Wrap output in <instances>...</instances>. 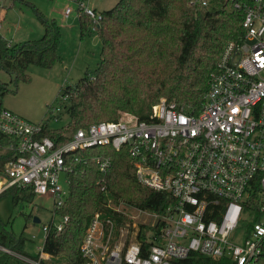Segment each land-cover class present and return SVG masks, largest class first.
<instances>
[{
    "label": "built area",
    "instance_id": "built-area-1",
    "mask_svg": "<svg viewBox=\"0 0 264 264\" xmlns=\"http://www.w3.org/2000/svg\"><path fill=\"white\" fill-rule=\"evenodd\" d=\"M71 1L78 14L99 21L100 13L85 0ZM232 1L243 11L244 35L224 46L196 113L177 109L165 97L152 105L147 120L129 114L85 127H71L70 117L66 127H50L61 106H48L51 119L40 121L6 108L0 112V132L10 137L5 149L14 156L0 176V193L15 186L52 197L44 239L67 220L55 222L54 215L69 193L59 183L61 175L68 183L69 158L77 150L104 147L120 154L130 176L169 193L173 202L162 213L139 210L151 217L149 226L127 219L116 227L94 210L79 245L81 264H180L190 252L256 264L264 253V0ZM71 11L67 4L64 16ZM93 160L105 172L112 157L102 151ZM0 252L23 264L53 261L43 244L36 254H23L0 243Z\"/></svg>",
    "mask_w": 264,
    "mask_h": 264
},
{
    "label": "trees",
    "instance_id": "trees-1",
    "mask_svg": "<svg viewBox=\"0 0 264 264\" xmlns=\"http://www.w3.org/2000/svg\"><path fill=\"white\" fill-rule=\"evenodd\" d=\"M10 1L30 4L28 0ZM34 9L43 25L39 38L11 43L0 33V70L12 74L14 81L27 80L31 64L49 68L60 60L57 20ZM98 12V22L85 13L78 14L81 35L90 27L96 30L100 59L92 72L85 71L74 86L64 88L68 101L64 111L71 127L116 120L120 113L147 120L152 105L162 96L175 103L177 109L198 112L224 46L229 41H241L244 35L243 11L232 0H208L206 6L197 0H118L111 8ZM8 90V83L0 80V112L5 109L2 98ZM9 142L10 137L0 132V176L5 173V164L14 158L5 149ZM102 151L112 157L105 172L93 160ZM67 174L68 196L55 207L56 214L67 220L60 231L50 228L43 242L44 252L53 257L54 263L63 260L65 264H81L79 245L94 210L111 217L118 227L127 218L110 203L162 213L173 202L169 193L144 186L130 176L120 154L104 147L77 150L69 158ZM2 193L11 195L12 203L33 197L29 188L15 186ZM0 243L29 254L22 234L16 236L1 221ZM179 263L230 264L226 259L196 252H190ZM0 264L22 263L0 252ZM256 264H264V253Z\"/></svg>",
    "mask_w": 264,
    "mask_h": 264
},
{
    "label": "rangeland",
    "instance_id": "rangeland-1",
    "mask_svg": "<svg viewBox=\"0 0 264 264\" xmlns=\"http://www.w3.org/2000/svg\"><path fill=\"white\" fill-rule=\"evenodd\" d=\"M28 1L30 4L17 2L12 4L10 0H0V33L12 43L39 38L43 33V25L34 9L36 8L48 18H55L59 24L61 38L58 53L60 60L49 68L29 65L27 80L14 81L12 74L0 70V80L7 82L9 88L2 98V105L27 120L40 121L51 119L53 111L49 110L48 106L64 107L67 104L68 101L63 95L66 86H74L85 75V71L90 73L98 66L100 41L94 28L90 27L83 35L80 34L78 12L71 0ZM117 1L93 0V5H96L99 10H104L111 8ZM67 4L72 7V11L66 17L63 12ZM129 114L120 113L119 118L124 119ZM59 117L56 122L49 120V126L66 127L69 116L64 109ZM63 177L61 175L59 183L67 192L69 185ZM110 204L111 207L123 211L125 213L123 215L135 222L136 226L142 223L144 226H149L152 221L149 215L139 212L130 205ZM53 206V199L49 195H34L30 201L19 199L16 203H12L11 195L2 193L0 194V221L16 236L22 234L26 239L27 251L30 254H36L44 241L42 225L50 223L53 217ZM34 216L40 221L33 222ZM54 220L55 222L60 221V216L54 215ZM49 262L54 263L52 260ZM58 263L65 264L63 260H56L54 264Z\"/></svg>",
    "mask_w": 264,
    "mask_h": 264
},
{
    "label": "crops",
    "instance_id": "crops-1",
    "mask_svg": "<svg viewBox=\"0 0 264 264\" xmlns=\"http://www.w3.org/2000/svg\"><path fill=\"white\" fill-rule=\"evenodd\" d=\"M85 2H86V4L89 6V7H91V8H93L94 10H96V11H101V10H99V9H97L96 8V5H93V0H85ZM0 16H1V14H0ZM67 17V16H66ZM0 19H1V17H0ZM28 40V39H27ZM12 43V42H11ZM7 109V108H6ZM9 110H11V109H9ZM12 111V110H11Z\"/></svg>",
    "mask_w": 264,
    "mask_h": 264
},
{
    "label": "water",
    "instance_id": "water-1",
    "mask_svg": "<svg viewBox=\"0 0 264 264\" xmlns=\"http://www.w3.org/2000/svg\"><path fill=\"white\" fill-rule=\"evenodd\" d=\"M39 221H40V220H39L38 217H36V216L33 217V222H39Z\"/></svg>",
    "mask_w": 264,
    "mask_h": 264
},
{
    "label": "bare ground",
    "instance_id": "bare-ground-1",
    "mask_svg": "<svg viewBox=\"0 0 264 264\" xmlns=\"http://www.w3.org/2000/svg\"><path fill=\"white\" fill-rule=\"evenodd\" d=\"M1 186H2V182H1V180H0V188H1Z\"/></svg>",
    "mask_w": 264,
    "mask_h": 264
}]
</instances>
